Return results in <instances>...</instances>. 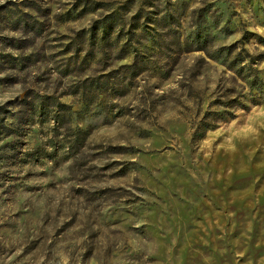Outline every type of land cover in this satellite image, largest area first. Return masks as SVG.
Wrapping results in <instances>:
<instances>
[{
    "label": "rangeland",
    "instance_id": "374dc122",
    "mask_svg": "<svg viewBox=\"0 0 264 264\" xmlns=\"http://www.w3.org/2000/svg\"><path fill=\"white\" fill-rule=\"evenodd\" d=\"M0 264H264V0L0 3Z\"/></svg>",
    "mask_w": 264,
    "mask_h": 264
},
{
    "label": "clouds",
    "instance_id": "9594fccd",
    "mask_svg": "<svg viewBox=\"0 0 264 264\" xmlns=\"http://www.w3.org/2000/svg\"><path fill=\"white\" fill-rule=\"evenodd\" d=\"M4 2V0H0V3H3Z\"/></svg>",
    "mask_w": 264,
    "mask_h": 264
}]
</instances>
